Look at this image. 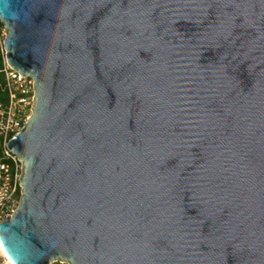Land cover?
I'll return each instance as SVG.
<instances>
[{"label": "water", "instance_id": "1", "mask_svg": "<svg viewBox=\"0 0 264 264\" xmlns=\"http://www.w3.org/2000/svg\"><path fill=\"white\" fill-rule=\"evenodd\" d=\"M0 24L34 80L13 264H264V0H0Z\"/></svg>", "mask_w": 264, "mask_h": 264}, {"label": "built area", "instance_id": "2", "mask_svg": "<svg viewBox=\"0 0 264 264\" xmlns=\"http://www.w3.org/2000/svg\"><path fill=\"white\" fill-rule=\"evenodd\" d=\"M7 99L0 102V149L5 162L0 161V222L11 216L20 200L21 164L7 149V143L23 128L32 113L34 80L14 72L3 59L0 66ZM0 264H13L0 244ZM53 264H64L56 262Z\"/></svg>", "mask_w": 264, "mask_h": 264}, {"label": "trees", "instance_id": "3", "mask_svg": "<svg viewBox=\"0 0 264 264\" xmlns=\"http://www.w3.org/2000/svg\"><path fill=\"white\" fill-rule=\"evenodd\" d=\"M3 26L0 24V32L3 30ZM2 42L3 40L0 39V66L3 64V59H4V52H3V47H2ZM7 99V93L5 91V85L3 78L0 75V102H5ZM0 161L5 162L6 160L3 158L1 149H0Z\"/></svg>", "mask_w": 264, "mask_h": 264}, {"label": "rangeland", "instance_id": "4", "mask_svg": "<svg viewBox=\"0 0 264 264\" xmlns=\"http://www.w3.org/2000/svg\"><path fill=\"white\" fill-rule=\"evenodd\" d=\"M6 35V31L3 29L1 32H0V39L3 40L4 36Z\"/></svg>", "mask_w": 264, "mask_h": 264}]
</instances>
